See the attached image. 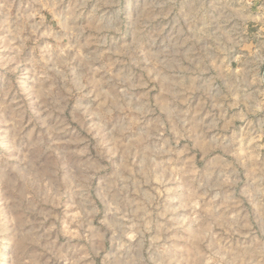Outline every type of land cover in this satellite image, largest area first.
<instances>
[{
  "label": "rangeland",
  "instance_id": "rangeland-1",
  "mask_svg": "<svg viewBox=\"0 0 264 264\" xmlns=\"http://www.w3.org/2000/svg\"><path fill=\"white\" fill-rule=\"evenodd\" d=\"M0 264H264V0H0Z\"/></svg>",
  "mask_w": 264,
  "mask_h": 264
}]
</instances>
